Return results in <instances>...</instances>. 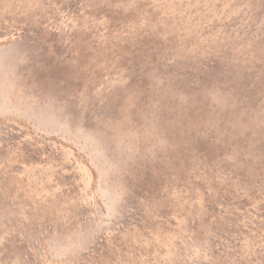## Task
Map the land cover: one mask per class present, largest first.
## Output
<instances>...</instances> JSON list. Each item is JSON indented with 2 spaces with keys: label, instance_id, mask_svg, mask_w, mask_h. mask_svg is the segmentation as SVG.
I'll list each match as a JSON object with an SVG mask.
<instances>
[{
  "label": "rangeland",
  "instance_id": "rangeland-1",
  "mask_svg": "<svg viewBox=\"0 0 264 264\" xmlns=\"http://www.w3.org/2000/svg\"><path fill=\"white\" fill-rule=\"evenodd\" d=\"M0 264H264V0H0Z\"/></svg>",
  "mask_w": 264,
  "mask_h": 264
}]
</instances>
